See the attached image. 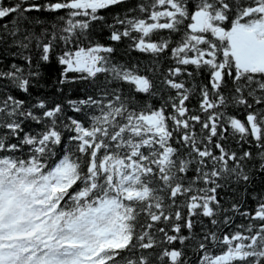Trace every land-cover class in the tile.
Masks as SVG:
<instances>
[{"label": "snow or ice", "instance_id": "6c2138e0", "mask_svg": "<svg viewBox=\"0 0 264 264\" xmlns=\"http://www.w3.org/2000/svg\"><path fill=\"white\" fill-rule=\"evenodd\" d=\"M0 264H264V0H0Z\"/></svg>", "mask_w": 264, "mask_h": 264}]
</instances>
